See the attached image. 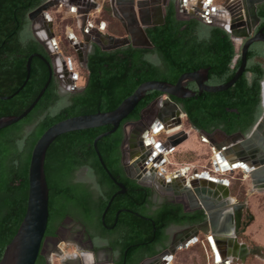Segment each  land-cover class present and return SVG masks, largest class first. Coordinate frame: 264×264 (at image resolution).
Masks as SVG:
<instances>
[{"label":"flooded vegetation","instance_id":"obj_1","mask_svg":"<svg viewBox=\"0 0 264 264\" xmlns=\"http://www.w3.org/2000/svg\"><path fill=\"white\" fill-rule=\"evenodd\" d=\"M98 1L45 0L25 15L20 40L32 51L30 56L37 54L45 60L32 58L45 66L47 79L51 72L49 85L54 86L58 96L55 105L64 106L72 96L84 92L94 58L113 53L121 57L129 47L153 49L141 46L143 43L135 32L132 42L139 46L133 47L132 42L126 44V40H131L127 30L140 27L135 0ZM206 2L161 0L157 6L162 8L164 24L173 12L176 22L185 23L183 30L186 24L195 21L199 24L198 33L210 29L224 31L234 47L232 70L238 63L240 66L244 43L257 38L246 52L245 71L252 64H258L264 71V0H230V10L224 12L214 4L216 0H210L207 9ZM185 4H188L187 11ZM62 5L71 10L70 16H55ZM157 6L147 5L150 26L142 28L148 39L150 29L164 25H154ZM253 6L255 16L251 11ZM202 10L208 13H198ZM191 11H198L199 20L191 18ZM147 55L154 58L153 53ZM204 84L222 83L215 84L209 79L208 68ZM260 87V117L246 132L236 130L230 134L212 126L204 131L191 123L187 104L205 102L209 94H214L202 91L199 95L198 86L193 82L185 83L183 89L195 93L198 100L194 102L191 100L194 97L146 93L141 105L114 132L121 137L118 161L113 166L116 173L105 165L110 178L101 167L109 183L94 178L93 165L89 163L71 165L73 171L64 180L69 202L51 214L48 212L35 264H245L257 253L263 256L260 247L247 239L253 217L243 200L231 197L233 178H218L227 180L228 185L205 186L204 170L198 163L203 156L204 136L215 144L230 141L240 147L238 136L258 133V127L264 134V76ZM191 136L200 147L186 152L195 155L197 164L175 163L180 147ZM243 151L241 156L249 159H255L258 154L256 150L248 155ZM186 180L193 183L189 189ZM119 191L123 193L117 194ZM113 195L103 221V211ZM164 220H167L165 224Z\"/></svg>","mask_w":264,"mask_h":264},{"label":"trees","instance_id":"obj_2","mask_svg":"<svg viewBox=\"0 0 264 264\" xmlns=\"http://www.w3.org/2000/svg\"><path fill=\"white\" fill-rule=\"evenodd\" d=\"M45 0H0V96H10L26 78V62L31 52L20 40L25 15ZM176 22L173 12L163 26L150 29L153 49L126 48L94 58L89 66L90 79L84 92L72 96L66 105H55L57 93L50 84L33 110L20 122L0 130V260L23 219L28 191V165L31 150L39 137L53 124L66 118L110 112L146 81L174 84L181 74L209 68V79L215 83L229 81L239 67L232 70L234 47L220 29L198 33L199 24ZM153 53L154 58L147 54ZM250 56V55H249ZM249 59V58H248ZM252 76L249 78L247 75ZM47 70L38 59L30 65V75L21 91L9 100L0 99V117L20 115L37 97L47 81ZM264 71L258 64L249 65L245 73L228 90L209 94L205 102L186 112L191 123L208 131L220 128L226 134L246 132L260 117L261 87ZM152 93L158 94L153 91ZM192 102L198 100L196 97ZM142 100L138 105H141ZM232 110H235L232 111ZM201 120V121H199ZM110 126L63 134L49 146L44 172L49 193L48 212L59 210L69 202L64 180L73 171V163L93 165L91 174L99 181L108 177L93 149L94 139ZM118 132L100 139L97 149L112 173L118 161ZM146 199V198H145ZM105 206V203L103 204ZM167 220H164V224ZM162 226V225H161ZM160 226V227H161Z\"/></svg>","mask_w":264,"mask_h":264},{"label":"water","instance_id":"obj_3","mask_svg":"<svg viewBox=\"0 0 264 264\" xmlns=\"http://www.w3.org/2000/svg\"><path fill=\"white\" fill-rule=\"evenodd\" d=\"M230 0H226L222 4L218 5L219 11L224 12L228 11ZM161 0H135L136 8H139L138 13V22H140L137 26L136 21L134 24L137 26L134 28L135 30H127L128 34L131 37V40L127 41L126 44L132 42L133 32L138 34L141 42L143 43L141 46L151 48L153 45L147 38L142 27L150 26V14L147 8V5L154 4L158 5ZM208 2L205 4V9L208 7ZM143 7V8H142ZM142 8L143 10H140ZM214 7L212 8V11ZM253 16H255V8L254 6L251 8ZM156 16L157 19L154 25L160 26L164 24V16L163 11L160 6L156 7ZM198 11H191V18H195L199 20ZM198 13L207 14L208 11H200ZM145 19V20H144ZM257 38H253L244 43L241 51V63L235 72L234 76L227 82L216 85V86H206L204 82L207 80L208 76V68L199 69L191 72H185L180 75L177 79L176 83L171 84L164 81L152 80L146 81L140 84L134 92L126 97L114 110L110 112H100L94 114L87 115H79L66 118L62 121H59L52 126H50L36 141L34 144L29 158L28 165V174H27V182H28V191H27V199H26V208L23 219L16 231V234L10 241V243L5 247L0 264H35L36 259L39 255L41 243L44 238L45 230L47 227L48 221V201H49V190L47 187V182L45 178L44 172V163L46 152L49 146L54 142L56 138L63 134H67L70 132L88 130L100 127L110 126L111 129L99 134L93 141V149L97 156L98 162L101 167L105 170L107 175L111 177L110 173L106 169V166L102 160V157L97 149V142L109 135H112L118 128L120 123L128 117L129 114L133 112L138 103L143 99L146 93L156 91L159 93L167 94L170 96H174L177 98H190L194 97L195 93L192 91H185L183 89V85L188 82H193L198 86V94L200 95L202 91H206L209 93H218L223 92L231 88L243 75L246 68V52L250 45L256 41ZM133 47H137L139 45L134 44L132 42ZM33 57H38L43 59L41 56L37 54L31 55L26 62V78L23 84L10 96H0L1 100H9L17 95L21 89L25 86L29 75H30V65ZM44 60V59H43ZM45 61V60H44ZM51 81V72L49 73V77L34 99V101L30 104L28 108H26L20 115L17 116H5L0 117V130L10 127L22 119L27 117V115L33 110L36 106L42 95L44 94L46 88L48 87ZM235 112V110H232ZM264 122V119H263ZM258 133H253L249 137L238 136L240 139V147H235V142L226 141L221 144H215L208 140L207 136H204L206 141L210 142L211 145L217 150L216 158L220 155V159L227 165V167H243L249 174V179L251 181V185L254 187L256 183L264 182V134L260 127L257 128ZM263 134L260 135V134ZM243 148V149H240ZM244 150V154L248 155L251 150H256L257 155L255 159H249L247 157L241 156ZM203 178L206 180L205 186L213 184V185H228L227 180L218 179L209 176L207 172H203ZM186 184L188 189L193 185L191 180H186ZM122 187L121 185H119ZM206 191V189L204 190ZM123 191L117 192V194H122ZM206 193V192H205ZM115 195H113L108 201L103 214L102 220L104 221V216L114 199ZM238 204L235 205L237 208ZM205 210H209L208 207H204ZM234 208V209H235Z\"/></svg>","mask_w":264,"mask_h":264},{"label":"rangeland","instance_id":"obj_4","mask_svg":"<svg viewBox=\"0 0 264 264\" xmlns=\"http://www.w3.org/2000/svg\"><path fill=\"white\" fill-rule=\"evenodd\" d=\"M224 0H216L215 5L222 4ZM101 3V1H98ZM222 2V3H221ZM188 7V6H187ZM194 8V6H193ZM58 11L55 13V16L59 17H67L70 16L72 13L71 10L67 7L62 5L61 7L57 8ZM189 10V9H188ZM50 13H52L50 11ZM95 15V14H94ZM62 30V28H60ZM65 30V29H64ZM199 144L196 142L194 136H191L187 142H185L181 147V153H179L175 157V163H187L189 165H196V157L195 155H191L190 153L186 152L188 149L199 148ZM203 156L202 160L199 161L202 165V169L205 172L210 173L211 177L215 178H233L232 184L233 186L230 187L231 197L237 199L239 201H244L247 204L249 213L253 217V222L248 228L247 239L251 241L253 246L260 247L259 249L262 251L263 256H256L249 257L246 264H264V186L262 184L256 183L253 187L251 185V181L249 176L247 175L248 172L243 167L238 168H230L225 165L222 160H219V156L216 158L215 148L208 144L206 139L204 138V142L202 145ZM222 163L224 167L220 168L217 165ZM200 166V165H199ZM198 166V167H199ZM200 168V167H199ZM264 185V184H263ZM262 191H259V190ZM184 264V263H183ZM193 264V263H187ZM195 264V263H194ZM196 264H203V263H196Z\"/></svg>","mask_w":264,"mask_h":264},{"label":"bare ground","instance_id":"obj_5","mask_svg":"<svg viewBox=\"0 0 264 264\" xmlns=\"http://www.w3.org/2000/svg\"><path fill=\"white\" fill-rule=\"evenodd\" d=\"M261 135H262V133H261ZM218 156H220V155H218ZM219 160H221L220 158H219ZM218 167H220V168H222V167H224L223 165H222V163H219L218 165H217ZM231 168V167H230ZM249 174V173H248ZM259 184H264V182H260ZM257 254H259V253H257ZM260 255V254H259ZM260 256H262V255H260Z\"/></svg>","mask_w":264,"mask_h":264},{"label":"crops","instance_id":"obj_6","mask_svg":"<svg viewBox=\"0 0 264 264\" xmlns=\"http://www.w3.org/2000/svg\"><path fill=\"white\" fill-rule=\"evenodd\" d=\"M187 6H188V4H187V5H186V4L184 5V8L186 9V11L188 10V7H187ZM260 135H261V134H260ZM204 181H206V180H204ZM179 264H180V263H179ZM245 264H246V263H245Z\"/></svg>","mask_w":264,"mask_h":264}]
</instances>
